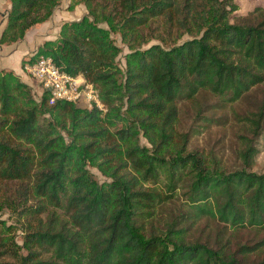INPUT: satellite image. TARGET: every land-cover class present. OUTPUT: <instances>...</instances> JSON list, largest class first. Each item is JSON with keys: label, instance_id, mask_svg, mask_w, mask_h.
<instances>
[{"label": "trees", "instance_id": "trees-1", "mask_svg": "<svg viewBox=\"0 0 264 264\" xmlns=\"http://www.w3.org/2000/svg\"><path fill=\"white\" fill-rule=\"evenodd\" d=\"M61 1L9 0L0 44L23 41ZM78 1L87 14L64 23L60 38L46 41L23 67L52 58L61 71L93 83L106 111L50 105L47 94L37 102L18 75L0 74L2 205L29 219L22 245L0 237V264H264V173L253 171L264 101L243 118L238 169L216 158L209 165L189 150L192 133L177 130L183 103L211 112L220 106L205 104L206 94L225 108L264 87V8L234 16V0ZM161 26L192 39L144 49ZM112 31L130 49L125 72ZM118 98L126 99L128 117ZM46 114L68 118L70 143L42 123ZM87 162L110 181L100 183ZM162 171L165 190L157 187ZM178 188L185 208L164 219L158 210ZM98 236L105 237L100 258L92 252Z\"/></svg>", "mask_w": 264, "mask_h": 264}, {"label": "rangeland", "instance_id": "rangeland-1", "mask_svg": "<svg viewBox=\"0 0 264 264\" xmlns=\"http://www.w3.org/2000/svg\"><path fill=\"white\" fill-rule=\"evenodd\" d=\"M235 3V11L234 16H246L250 12H252L257 7L264 8V0H234ZM60 10L61 18H59V26H61L66 21H76L81 19L83 16L87 14V9L85 5L80 3L78 0H62L61 5L57 8ZM49 20L48 22H50ZM106 28H109L107 25H103ZM35 28V27H34ZM34 28L28 31H32ZM112 37L115 39L117 45L122 49L120 56L117 59V63L123 72L126 71L127 67V57L126 55L130 53V49L128 45L122 40V36L115 32H111ZM152 36L155 38L151 39L150 44L144 49L149 48L152 45H161L163 47H169L172 45H180L183 42L192 39V36L189 34H183L182 32H174L172 36L170 34H166L164 32L163 27L161 26V30H157L155 33H152ZM159 36L164 37L165 40H161V38H157ZM27 38V35H26ZM60 38V33L52 34V37L46 41H57ZM24 41V40H23ZM45 41V42H46ZM43 46V45H42ZM35 53H33L34 55ZM32 55V56H33ZM28 55L27 57H32ZM0 74H11L7 71H0ZM29 84L31 85L32 94L37 102H40V84L35 79L30 78ZM206 97L203 99L205 104L208 105H219L220 108L213 109L211 112H206V108L202 107L201 109L196 110L188 102L183 103L181 105V112L179 116V120L177 123V130L179 132H190L191 140L189 143V150H197L201 152L208 160L209 165H213L215 162V158L219 162L222 167H226L228 170H235L240 168L241 161L238 157L239 150L241 148V135H244V125L243 118L246 115L251 114L256 110V108L264 101V87L253 90L251 95L241 100L235 104H228L225 108H223L219 99L206 94ZM115 105L118 109H121V115L123 117H128V104L126 99L118 98L115 102ZM211 109V108H210ZM240 115V116H238ZM224 118L226 124L225 125H210L209 122L205 120V118ZM50 122L55 128V135H62L65 139L64 141L67 143L71 142L69 137L68 130L71 129V124L68 118L66 119L64 116L54 117L50 114H46L42 118V123ZM64 123V126H62ZM141 144L143 146H147L148 148H152L151 144L144 137L143 134L140 135ZM257 147L259 149V153L256 158V163L253 168V171L258 173H264V133L257 140ZM87 166L89 170L93 173L95 178L100 182L110 181L109 178L103 175L100 170L92 166L90 162H87ZM161 182L157 185L160 190H165L166 183L168 182V173L165 171L161 172ZM4 189L0 193V237L3 239H7L9 241H15L17 244L22 245L25 238V230L26 223L28 222V218L26 215L21 214L19 212H15L10 208H7L6 204L2 205V200H4ZM13 191V190H12ZM16 193V191H14ZM11 195V193L9 194ZM177 198L173 201L166 203L163 207L158 210V213L165 219L170 218L171 213H182L184 210V205L187 203V198L184 194V190L182 188L177 189ZM20 209V208H19ZM50 210H54L53 207H50ZM19 211V210H18ZM60 212H62L60 210ZM218 226H215L216 231ZM230 233H234L232 230ZM239 236L249 238L248 235ZM254 239V235L251 236ZM105 237L98 236L93 241V255L96 258L101 257V251L104 248Z\"/></svg>", "mask_w": 264, "mask_h": 264}, {"label": "built area", "instance_id": "built-area-1", "mask_svg": "<svg viewBox=\"0 0 264 264\" xmlns=\"http://www.w3.org/2000/svg\"><path fill=\"white\" fill-rule=\"evenodd\" d=\"M23 71L31 79L40 84V97L48 95V103L75 102L86 108H98L106 111L97 87L83 75L72 76L61 71L50 57H41L34 63L28 62Z\"/></svg>", "mask_w": 264, "mask_h": 264}, {"label": "crops", "instance_id": "crops-1", "mask_svg": "<svg viewBox=\"0 0 264 264\" xmlns=\"http://www.w3.org/2000/svg\"><path fill=\"white\" fill-rule=\"evenodd\" d=\"M10 9L9 0H0V39L6 28ZM59 16H61L60 10L56 9L51 21L35 26L32 31L27 33V38L24 41L11 45L0 44V71L14 73L30 85V78L23 71V62L30 58L27 57L28 55L32 56L33 53H36L45 41L52 37V34L60 33L61 28L58 22L62 16Z\"/></svg>", "mask_w": 264, "mask_h": 264}]
</instances>
